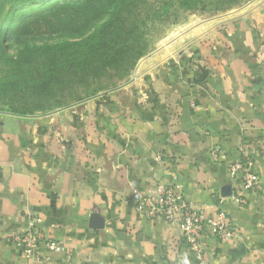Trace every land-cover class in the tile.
Listing matches in <instances>:
<instances>
[{"label": "crops", "instance_id": "1", "mask_svg": "<svg viewBox=\"0 0 264 264\" xmlns=\"http://www.w3.org/2000/svg\"><path fill=\"white\" fill-rule=\"evenodd\" d=\"M245 157L262 191L236 205L230 168ZM158 184L230 214L235 237L210 241L205 264H264V0L176 37L112 92L41 116L0 110V264H199L178 224L136 210L134 194ZM29 212L69 259L15 245Z\"/></svg>", "mask_w": 264, "mask_h": 264}, {"label": "rangeland", "instance_id": "2", "mask_svg": "<svg viewBox=\"0 0 264 264\" xmlns=\"http://www.w3.org/2000/svg\"><path fill=\"white\" fill-rule=\"evenodd\" d=\"M128 1L115 0L98 12L64 0L35 16L19 15L16 34L8 33L17 23H5L4 9L0 35L7 33L11 48L0 54V110L47 115L119 89L143 61L176 37L244 14L254 0L194 12L180 9L175 0H133L124 6Z\"/></svg>", "mask_w": 264, "mask_h": 264}, {"label": "built area", "instance_id": "3", "mask_svg": "<svg viewBox=\"0 0 264 264\" xmlns=\"http://www.w3.org/2000/svg\"><path fill=\"white\" fill-rule=\"evenodd\" d=\"M212 158L218 159L219 151L211 153ZM232 182L237 183L239 192L232 196L236 205L246 204L243 195L259 194L262 182L255 169L252 158L245 157L230 168ZM136 210L146 218L159 217L168 223L178 224L183 232L188 252L197 263L205 264L207 245L212 240L223 243L235 237L230 214L220 210L216 215H209L205 211L196 209L176 192L173 185L158 184L146 194H134ZM28 229L13 238L15 245L24 255L40 263L50 261V257L42 258V249L47 254L63 255L69 259L72 251L57 240L44 239L41 233V219L38 215L28 213Z\"/></svg>", "mask_w": 264, "mask_h": 264}, {"label": "trees", "instance_id": "4", "mask_svg": "<svg viewBox=\"0 0 264 264\" xmlns=\"http://www.w3.org/2000/svg\"><path fill=\"white\" fill-rule=\"evenodd\" d=\"M64 0H0V13L5 9L4 17H5V23H17L15 26H11L9 30V34H16L19 31V28L21 29V26L19 25L21 21L18 22V18H21L20 16L26 15L25 18L35 16L39 13H43L48 8H52L56 6L58 3ZM77 2H82L84 5H87L94 11L98 12H104L105 8L110 6L115 2V0H75ZM133 1V0H132ZM132 1L126 2L124 6L131 3ZM169 2H173V0H168ZM178 7L184 11L187 12H194V11H207V10H225L230 9L234 6L239 5L240 3L244 2L247 3L251 0H175ZM168 2V3H169ZM8 6L7 8H4V6ZM14 15L13 19H9V16ZM20 15V16H19ZM14 25V24H13ZM132 33H130L128 36H130ZM7 33H3L0 35V54H3L6 49L11 48V41L7 40V38H4ZM125 45V44H124ZM122 44V46H124ZM131 44L125 45V47H130ZM143 55H139L137 59H140ZM17 74L11 77H15ZM23 78L25 77V71L22 73ZM18 82H24V80L21 81H14L10 84L14 85ZM17 115H23L28 116V112H19V111H9Z\"/></svg>", "mask_w": 264, "mask_h": 264}, {"label": "water", "instance_id": "5", "mask_svg": "<svg viewBox=\"0 0 264 264\" xmlns=\"http://www.w3.org/2000/svg\"><path fill=\"white\" fill-rule=\"evenodd\" d=\"M232 194V188L231 186H225L223 189V193L222 195L224 197H230ZM91 228L93 229H103L104 228V219L102 217H100V215L98 214H93L91 216V224H90Z\"/></svg>", "mask_w": 264, "mask_h": 264}, {"label": "clouds", "instance_id": "6", "mask_svg": "<svg viewBox=\"0 0 264 264\" xmlns=\"http://www.w3.org/2000/svg\"><path fill=\"white\" fill-rule=\"evenodd\" d=\"M185 264H187V262L185 261Z\"/></svg>", "mask_w": 264, "mask_h": 264}]
</instances>
